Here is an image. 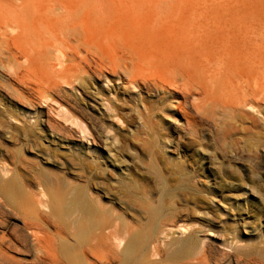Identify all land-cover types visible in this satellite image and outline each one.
I'll return each mask as SVG.
<instances>
[{
  "label": "bare ground",
  "instance_id": "bare-ground-1",
  "mask_svg": "<svg viewBox=\"0 0 264 264\" xmlns=\"http://www.w3.org/2000/svg\"><path fill=\"white\" fill-rule=\"evenodd\" d=\"M14 14L0 264H264V22Z\"/></svg>",
  "mask_w": 264,
  "mask_h": 264
},
{
  "label": "rangeland",
  "instance_id": "rangeland-1",
  "mask_svg": "<svg viewBox=\"0 0 264 264\" xmlns=\"http://www.w3.org/2000/svg\"><path fill=\"white\" fill-rule=\"evenodd\" d=\"M5 13L9 17L19 14L20 22H264V0H0V17ZM127 115H120L118 124L131 118ZM222 125L210 134L222 131ZM222 140L218 145L227 149L229 139ZM238 140L236 149L244 157L245 135ZM215 145L219 147L217 143L207 146L213 150ZM206 174L213 183L209 170ZM207 179L201 177L204 183ZM220 257L215 256L213 262L225 264Z\"/></svg>",
  "mask_w": 264,
  "mask_h": 264
}]
</instances>
